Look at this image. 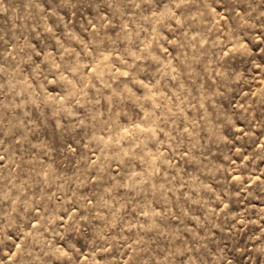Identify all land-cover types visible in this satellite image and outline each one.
<instances>
[{
	"label": "rangeland",
	"instance_id": "1",
	"mask_svg": "<svg viewBox=\"0 0 264 264\" xmlns=\"http://www.w3.org/2000/svg\"><path fill=\"white\" fill-rule=\"evenodd\" d=\"M0 264H264V0H0Z\"/></svg>",
	"mask_w": 264,
	"mask_h": 264
}]
</instances>
